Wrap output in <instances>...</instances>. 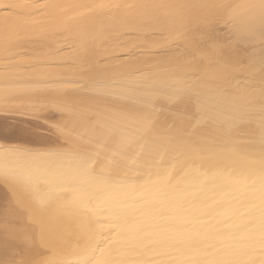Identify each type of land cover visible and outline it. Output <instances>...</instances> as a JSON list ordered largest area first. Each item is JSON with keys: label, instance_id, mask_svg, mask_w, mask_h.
I'll return each mask as SVG.
<instances>
[{"label": "bare ground", "instance_id": "bare-ground-1", "mask_svg": "<svg viewBox=\"0 0 264 264\" xmlns=\"http://www.w3.org/2000/svg\"><path fill=\"white\" fill-rule=\"evenodd\" d=\"M0 111V264H264V0H0Z\"/></svg>", "mask_w": 264, "mask_h": 264}, {"label": "rangeland", "instance_id": "rangeland-1", "mask_svg": "<svg viewBox=\"0 0 264 264\" xmlns=\"http://www.w3.org/2000/svg\"><path fill=\"white\" fill-rule=\"evenodd\" d=\"M0 113H6V112H1V111H0ZM8 114H9V113H8ZM19 115H21V114H19ZM28 117H30V118H34L33 116H28Z\"/></svg>", "mask_w": 264, "mask_h": 264}]
</instances>
